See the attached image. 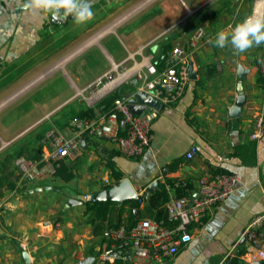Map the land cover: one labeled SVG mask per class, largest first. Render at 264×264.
<instances>
[{"label":"crops","instance_id":"obj_1","mask_svg":"<svg viewBox=\"0 0 264 264\" xmlns=\"http://www.w3.org/2000/svg\"><path fill=\"white\" fill-rule=\"evenodd\" d=\"M119 1L91 0L94 19L76 26L72 19L57 23L51 16L25 11V0H0V77L53 34L68 29L76 34L91 33L93 27L112 16L110 11ZM253 14L264 16V0H144L107 22L100 32L88 35L91 44L83 53L84 59L78 68L64 74L73 86L64 100L53 106L36 100L0 117V264H82L90 256L95 258L92 264H97L98 252L106 243L105 230L119 219L121 225H130L143 217L155 218L144 203L140 207L117 203L99 227L97 222H89L84 199L94 191L115 186L119 181L113 171L128 179L139 194L157 181L158 188L163 183L169 195L177 197V188L169 180L184 181L182 196L197 197L204 175L236 174V191L194 221L193 239L162 264H264L244 236L250 221L264 211V135L257 140L250 137L254 115L264 110V44L234 55L230 45L221 49L209 42L217 32H231ZM200 31L202 36L197 39ZM177 46L187 50L188 70L193 67L196 78H189L176 103L164 104L163 109L147 108L146 113L153 116L152 141L141 157L122 154L112 141L79 136L71 122L82 118V111L61 120L69 99L121 68L125 70L116 77L123 74V81H107L93 97L110 91L119 92L122 98L131 97L138 90V75L146 62L164 65ZM240 66L248 71L244 78L239 77ZM241 92L245 104L240 116L231 118L230 109ZM23 94L10 98L0 110ZM103 108H108L106 101L85 111L95 116ZM31 109L33 117L29 120ZM49 122L54 127L44 130ZM53 128L66 137H79V150L64 159L75 177L67 182L58 176L32 182L22 179L15 159L21 155L34 159L47 152V134ZM193 145L198 147V154L188 161L185 155ZM165 167L168 170L163 172ZM38 188L59 190L58 199H63L57 204L59 229L54 228L55 220L43 221V196L47 195ZM71 199L82 203L70 205Z\"/></svg>","mask_w":264,"mask_h":264},{"label":"built area","instance_id":"obj_2","mask_svg":"<svg viewBox=\"0 0 264 264\" xmlns=\"http://www.w3.org/2000/svg\"><path fill=\"white\" fill-rule=\"evenodd\" d=\"M202 32H198L199 39ZM162 66V67H161ZM158 66L148 60L138 75V90H143L163 104L176 103L184 94L189 82L188 52L183 47H174L165 64ZM264 76V59L261 61ZM101 82V81H99ZM98 82V83H99ZM151 114H135L129 108V97H116L111 106L99 110L95 116L74 119L71 122L80 135L114 142L119 151L131 158L141 157L151 146ZM264 135V110L254 115L250 137L259 139ZM48 150L40 159L21 155L15 159L22 179L38 181L54 177L60 161L75 154L80 148L79 137H66L57 128L47 134ZM198 147L193 145L186 153V160H193ZM168 169L163 168V172ZM236 174L219 172L207 174L199 180L197 197L170 196L165 204L167 219L143 217L132 225L122 224L105 230V245L96 257L97 264L116 261L134 264H162L175 256L192 239L191 225L205 215L207 210L226 200L238 187ZM186 185L175 182L174 186ZM89 200V195L84 199ZM54 228L61 227V217L55 219ZM245 239L264 260V211L248 224Z\"/></svg>","mask_w":264,"mask_h":264},{"label":"rangeland","instance_id":"obj_3","mask_svg":"<svg viewBox=\"0 0 264 264\" xmlns=\"http://www.w3.org/2000/svg\"><path fill=\"white\" fill-rule=\"evenodd\" d=\"M144 0H121L111 9L112 16L102 21L97 28L93 27L91 33H73L68 29L65 32L53 34L45 38L39 46L26 55L25 60L16 67L8 69L0 77V108L8 103L12 97L23 94L19 99L13 101L7 108L0 110V117L15 112L19 107H27L37 101L43 102L45 106H53L62 100L72 91L73 86L64 75L70 73L75 67H79V62L84 59V51L91 44L88 35L100 32L106 27L107 22L119 16L123 11L137 7ZM179 2V0H176ZM109 14V13H108ZM116 20V19H115ZM96 30V31H95ZM98 43L95 41L94 45ZM124 68L119 71L122 73ZM83 71L88 74L89 69ZM119 71L105 78L104 81L94 84L86 90L80 91L67 101L64 106L63 117L85 111L89 108H98L100 103L113 98L111 91L104 96L94 98V93L101 90L104 84L116 78ZM29 90V91H28ZM26 92V93H25ZM99 104V105H98ZM32 110H28L29 120L33 117ZM58 125V124H56ZM54 127L50 122L43 126L44 130ZM56 127V126H55ZM28 186L24 189V191ZM58 191L49 192L42 190L41 194L47 195L43 204V221L54 222L58 218L57 204H62L63 199H58ZM34 211V210H33ZM34 213V212H33ZM88 219V218H87ZM56 229V228H55Z\"/></svg>","mask_w":264,"mask_h":264},{"label":"clouds","instance_id":"obj_4","mask_svg":"<svg viewBox=\"0 0 264 264\" xmlns=\"http://www.w3.org/2000/svg\"><path fill=\"white\" fill-rule=\"evenodd\" d=\"M23 7L25 11L51 16L53 20L71 18L76 26L86 25L95 16L91 0H25ZM209 42L221 49L230 45L234 55L258 47L264 44V16L253 14L236 24L231 32H217Z\"/></svg>","mask_w":264,"mask_h":264},{"label":"water","instance_id":"obj_5","mask_svg":"<svg viewBox=\"0 0 264 264\" xmlns=\"http://www.w3.org/2000/svg\"><path fill=\"white\" fill-rule=\"evenodd\" d=\"M71 18L67 19H59L54 20L57 23H64L66 20H69ZM247 69H244L242 66L238 68V73L240 78H244L247 74ZM189 78L195 79L196 74L193 71V67L189 68ZM245 104V96L243 92H241L236 101L235 104L230 109L229 116L231 118H238L241 114V109L243 105ZM148 107H155L158 109H163L164 104L160 101H158L156 98H154L149 93L143 91V90H137L134 92V94L129 97V108L131 111L135 114H145ZM158 188L157 181H153L150 183L146 189L145 193L146 196L149 197L156 189ZM43 188H38V190H42ZM143 194H139V192L133 187L131 182L128 179H122L120 180L115 186L110 188H105L101 190H97L92 192L89 195L90 201H115L118 203H122L125 200H131L137 202L139 200V197ZM82 201L78 200H69L70 205L80 204ZM24 257L26 261H29V255L26 251L23 252ZM95 258L90 256L86 258L82 264H92L94 262ZM206 264H209L208 262ZM252 264H261L260 261H256Z\"/></svg>","mask_w":264,"mask_h":264},{"label":"trees","instance_id":"obj_6","mask_svg":"<svg viewBox=\"0 0 264 264\" xmlns=\"http://www.w3.org/2000/svg\"><path fill=\"white\" fill-rule=\"evenodd\" d=\"M262 82H264V80H262ZM119 96H120L119 92L113 93V98L106 101L107 107H110L113 100ZM89 112L90 111H87V112L82 111L79 113V116L84 117ZM92 116H93L92 113L88 114V117H92ZM40 157L41 156L38 155L34 159H39ZM113 173L117 181H120L122 179L121 174L117 173L116 171H113ZM55 176L60 177L62 180L66 182L72 180L75 177L74 173L70 171L69 166L64 162V160L60 161V165L57 168V172ZM168 182L172 184V186H174V182H171L170 180ZM176 188H177L176 189L177 193L180 196H182L184 193L185 187L183 185H180ZM169 199H170L169 190L167 186L162 183L160 184V187L156 189L149 197H147L146 193H144L143 195L139 197V200L137 202L131 201V200H125L121 204L123 205V207L126 205L131 206V207H140V205L144 203L146 209L148 211H151V213H154L155 218L167 219V212L165 209V204ZM117 203L118 202L109 201V200L95 201V202L90 201V200L85 201L84 204L86 205V213L89 214L90 216L89 222L93 224L97 222V227H99L100 222H103L109 218L110 214L113 212L114 207L117 205ZM133 219H134V216H133V213L131 212L130 220H133ZM120 225H121V220L119 219V221L113 226L118 227ZM96 233H98V231ZM233 264H236V261Z\"/></svg>","mask_w":264,"mask_h":264},{"label":"bare ground","instance_id":"obj_7","mask_svg":"<svg viewBox=\"0 0 264 264\" xmlns=\"http://www.w3.org/2000/svg\"><path fill=\"white\" fill-rule=\"evenodd\" d=\"M123 78H124V75L123 74H120L118 77L115 78V80L119 79L120 81H118V82H121V81H123Z\"/></svg>","mask_w":264,"mask_h":264}]
</instances>
